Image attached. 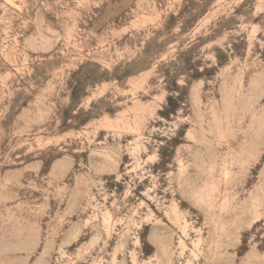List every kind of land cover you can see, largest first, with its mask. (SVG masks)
Wrapping results in <instances>:
<instances>
[{"label": "rangeland", "instance_id": "obj_1", "mask_svg": "<svg viewBox=\"0 0 264 264\" xmlns=\"http://www.w3.org/2000/svg\"><path fill=\"white\" fill-rule=\"evenodd\" d=\"M0 264H264V0H0Z\"/></svg>", "mask_w": 264, "mask_h": 264}]
</instances>
